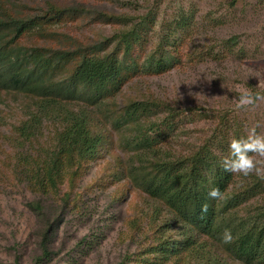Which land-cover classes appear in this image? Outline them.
<instances>
[{
    "label": "rangeland",
    "instance_id": "obj_1",
    "mask_svg": "<svg viewBox=\"0 0 264 264\" xmlns=\"http://www.w3.org/2000/svg\"><path fill=\"white\" fill-rule=\"evenodd\" d=\"M66 1L0 0V19L38 18L48 2ZM76 1L98 5L109 13L129 14L134 21L148 16L149 26H145L135 54L140 69L128 76L119 94L110 96L100 108H91L93 133L101 134L106 145L84 165L74 182L60 188L59 195H36L17 174L23 172V160L40 162L43 151L54 145L60 122L41 113L40 94L4 88L0 80V264H35L42 254L39 231L44 225L29 208L39 200L46 215L65 213L51 241L52 256L42 264H128V255L153 243L146 225L157 204L148 201L135 185L130 163L133 153L124 146V133L115 127L122 111L119 107L124 104L160 101L163 106L145 122L160 125L173 114L176 129L163 128L165 143L180 153L205 145L219 155L225 151L227 157L232 139L246 137L254 127L264 135V102L237 109L233 100L244 89L264 92V0ZM55 29L86 42L111 38L118 32L117 26L95 22L93 16ZM14 45L32 49L50 44L38 32L24 35ZM166 53L175 58L173 65L162 73L147 70L150 55L158 58ZM79 92L87 94L82 89ZM78 102L85 104L84 98L77 99L76 105ZM31 119L39 128L36 138L26 139L20 129ZM246 180L261 182L264 187V177L254 173ZM64 193L70 197L65 207L60 200ZM252 203L263 207L264 192ZM185 264L199 261L190 256Z\"/></svg>",
    "mask_w": 264,
    "mask_h": 264
},
{
    "label": "trees",
    "instance_id": "obj_2",
    "mask_svg": "<svg viewBox=\"0 0 264 264\" xmlns=\"http://www.w3.org/2000/svg\"><path fill=\"white\" fill-rule=\"evenodd\" d=\"M2 9L1 2L0 13ZM89 16L95 22L117 26L118 32L111 38L89 42L56 32L58 25ZM139 19L134 21L129 14L109 13L98 5L76 0L48 2L45 13L38 18L9 22L0 19V80L4 88L37 92L43 97L41 113L60 122L54 145L43 151L40 162L23 160V172L17 174L36 195H59L60 188L74 182L84 165L106 145L101 134L93 133L95 114L91 108H100L110 96L119 94L128 76L139 71L136 48L145 26H149L148 16ZM38 32L50 45L32 49L14 45L24 35ZM167 54L158 58L150 55L147 70L162 73L173 65L175 58ZM80 89L87 94L78 93ZM81 98L85 104L76 105ZM153 100L120 106L121 114L115 119V127L124 133V146L133 153V181L148 201L157 204L146 225L153 243L140 253L128 255V264H185L190 256L199 264H264V206L252 203L264 192L261 182H247L243 175L223 171L225 151L219 155L215 148L204 145L180 153L166 145L163 128L174 132L175 116L169 115L160 125L155 121L146 123L163 106ZM38 128L36 120L31 119L20 132L26 139H34ZM226 151L229 155V144ZM213 187L225 192L223 200L209 198ZM69 199L68 193L61 197L64 207ZM29 208L44 225L39 231L42 254L35 263L42 264L44 258L52 256L51 241L65 213L46 215L41 200L32 202ZM133 221L138 227L142 224ZM225 229H230L233 236L227 244L221 238Z\"/></svg>",
    "mask_w": 264,
    "mask_h": 264
},
{
    "label": "clouds",
    "instance_id": "obj_3",
    "mask_svg": "<svg viewBox=\"0 0 264 264\" xmlns=\"http://www.w3.org/2000/svg\"><path fill=\"white\" fill-rule=\"evenodd\" d=\"M260 87L259 86L257 88ZM237 109L256 107L260 102H264V92L244 89L233 99ZM264 135L258 133L254 127L249 130L246 137L232 139L229 144V155L221 162L223 171L233 175L240 174L248 177L255 174L264 177ZM209 198L213 200H223L225 192L218 187H213L208 192ZM207 205L203 206V211H207ZM222 241L227 244L233 240L230 229H225L222 234Z\"/></svg>",
    "mask_w": 264,
    "mask_h": 264
}]
</instances>
